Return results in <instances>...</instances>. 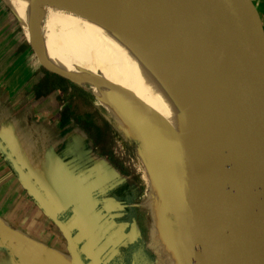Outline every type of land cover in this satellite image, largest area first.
<instances>
[{
	"label": "water",
	"instance_id": "95a60500",
	"mask_svg": "<svg viewBox=\"0 0 264 264\" xmlns=\"http://www.w3.org/2000/svg\"><path fill=\"white\" fill-rule=\"evenodd\" d=\"M162 6L167 22L153 43L172 76L170 94H182L177 84L185 90L193 153L176 130L171 142L131 101L119 98L120 111L136 132L168 219L179 221L191 264H264V52L248 37L262 33L255 11L249 0H162ZM0 149L63 234L73 264H83L57 208L1 142Z\"/></svg>",
	"mask_w": 264,
	"mask_h": 264
},
{
	"label": "crops",
	"instance_id": "0c3cea01",
	"mask_svg": "<svg viewBox=\"0 0 264 264\" xmlns=\"http://www.w3.org/2000/svg\"><path fill=\"white\" fill-rule=\"evenodd\" d=\"M249 1L260 24L264 0ZM2 41L0 28L1 144L57 208L83 264H126L121 250L137 238L146 244L134 205L140 184L115 166L113 154L102 152L98 136L77 125L69 112L58 111L53 99L28 95V70L13 63L12 50L3 53ZM143 258L137 254L135 264H144ZM0 264H73L63 234L1 149Z\"/></svg>",
	"mask_w": 264,
	"mask_h": 264
},
{
	"label": "bare ground",
	"instance_id": "6f19581e",
	"mask_svg": "<svg viewBox=\"0 0 264 264\" xmlns=\"http://www.w3.org/2000/svg\"><path fill=\"white\" fill-rule=\"evenodd\" d=\"M3 1L48 66L63 75L74 67L89 82L92 104L107 110L121 137L137 135L117 109L119 98L139 106L171 142L176 130L193 153L185 90L177 84L182 94H170L172 76L153 43L167 22L162 0ZM142 166L135 208L147 250L157 264H191L157 181Z\"/></svg>",
	"mask_w": 264,
	"mask_h": 264
},
{
	"label": "rangeland",
	"instance_id": "374dc122",
	"mask_svg": "<svg viewBox=\"0 0 264 264\" xmlns=\"http://www.w3.org/2000/svg\"><path fill=\"white\" fill-rule=\"evenodd\" d=\"M18 21L4 1L0 0V28L3 38V53L5 52L6 55L9 50H12L11 56L12 61H14L13 63L17 66L27 68L28 82L30 85V89L27 90L28 95L31 98L41 96L53 99V102L58 104V111L64 110L69 112L71 118L75 120L77 125L98 136V145L102 152L108 156L110 153L113 154L112 157L115 166L122 167L123 171L129 172V175L138 181L140 184V193L142 194L143 187L140 182L138 170L143 167L142 165L143 163L145 164V161L141 154L139 141L135 136L130 134L129 136L121 137L107 110L102 107H95L92 104L90 100L92 87L91 85L87 86L84 84L85 78L76 68L72 67L68 74L63 75L48 66L27 40L22 31L21 24ZM256 21H258V18ZM260 24L259 27H263V32L261 34L259 32L248 33V37L249 39L250 36L254 38V42L251 39L250 41L251 44L253 42V45H255V49L264 52V42L260 43L257 39L261 38L264 40L263 18H261ZM247 27L249 29H256L255 25ZM258 45H261V47H258ZM9 55L10 53L7 55V58L2 59L3 64L9 62ZM68 77L77 81V83L71 81ZM117 109L120 111L119 105ZM170 215V212H166L167 218H171ZM172 227L175 231H178L179 221L173 220ZM121 253L122 257L127 259L126 264H135L137 254L139 257H144V260H140L142 263L156 264L154 257L149 254L139 238L135 239L133 244L127 245L122 249Z\"/></svg>",
	"mask_w": 264,
	"mask_h": 264
},
{
	"label": "flooded vegetation",
	"instance_id": "af4514ba",
	"mask_svg": "<svg viewBox=\"0 0 264 264\" xmlns=\"http://www.w3.org/2000/svg\"><path fill=\"white\" fill-rule=\"evenodd\" d=\"M135 205V204H134ZM145 248H146V244H145V246H144ZM147 249V248H146ZM146 251V250H145ZM148 251V250H147ZM149 252V251H148ZM149 254H150V252H149ZM151 255V254H150ZM152 256V255H151Z\"/></svg>",
	"mask_w": 264,
	"mask_h": 264
}]
</instances>
